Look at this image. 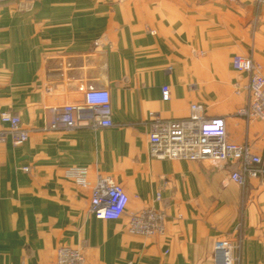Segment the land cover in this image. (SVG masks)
<instances>
[{
    "label": "crops",
    "instance_id": "1",
    "mask_svg": "<svg viewBox=\"0 0 264 264\" xmlns=\"http://www.w3.org/2000/svg\"><path fill=\"white\" fill-rule=\"evenodd\" d=\"M235 56L264 76V5L0 0V112L28 131L20 146L0 143V264H55L59 248H81L86 264H217L218 238L238 244L237 264H264V173L240 188L221 164L149 157L153 119L199 104L264 168V124L237 114L247 77ZM86 88L108 92L112 126L45 131L43 105L80 103ZM70 168L87 170L86 186L66 178ZM97 176L128 196L117 221L89 212ZM147 209L163 212V233H130L129 216Z\"/></svg>",
    "mask_w": 264,
    "mask_h": 264
},
{
    "label": "built area",
    "instance_id": "2",
    "mask_svg": "<svg viewBox=\"0 0 264 264\" xmlns=\"http://www.w3.org/2000/svg\"><path fill=\"white\" fill-rule=\"evenodd\" d=\"M252 1L257 5H264V0ZM232 66L235 71L247 77V101L237 114L264 124V76L261 67L247 56H235ZM80 92L83 95L80 103L43 105L45 131L112 126L108 92L93 88L81 89ZM161 98L163 101L169 99L167 87L161 89ZM6 137L10 138L14 146H20L28 140V131L22 127L19 117L9 111L0 112V143ZM148 144L151 159L208 161L226 166L230 170V181L240 188L245 186L248 179L264 173L261 157L254 154L248 145L228 141L225 121L222 118H206L203 107L199 104H191L188 116L180 120L153 119ZM65 175L81 186L87 185V170L84 168H70ZM158 199L159 196L156 197ZM128 202V196L122 187L110 176L96 177L89 205V212L94 218L117 221L126 213ZM127 229L130 233L141 236L160 235L164 230V214L154 209L131 214ZM237 248L238 244L232 240L216 239L213 253L217 264H237L239 259L234 254ZM55 264L86 263L81 248H59Z\"/></svg>",
    "mask_w": 264,
    "mask_h": 264
}]
</instances>
